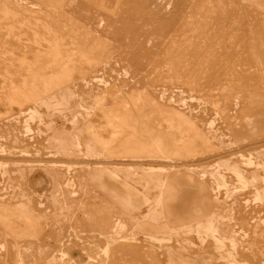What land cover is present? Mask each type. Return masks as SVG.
Masks as SVG:
<instances>
[{"label": "rangeland", "instance_id": "obj_1", "mask_svg": "<svg viewBox=\"0 0 264 264\" xmlns=\"http://www.w3.org/2000/svg\"><path fill=\"white\" fill-rule=\"evenodd\" d=\"M0 264H264V0H0Z\"/></svg>", "mask_w": 264, "mask_h": 264}]
</instances>
